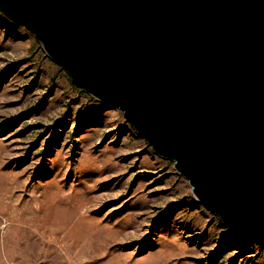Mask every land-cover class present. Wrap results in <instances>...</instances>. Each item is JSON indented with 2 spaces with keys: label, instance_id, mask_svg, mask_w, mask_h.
Here are the masks:
<instances>
[{
  "label": "rangeland",
  "instance_id": "1",
  "mask_svg": "<svg viewBox=\"0 0 264 264\" xmlns=\"http://www.w3.org/2000/svg\"><path fill=\"white\" fill-rule=\"evenodd\" d=\"M0 264H264V245L0 11Z\"/></svg>",
  "mask_w": 264,
  "mask_h": 264
},
{
  "label": "water",
  "instance_id": "2",
  "mask_svg": "<svg viewBox=\"0 0 264 264\" xmlns=\"http://www.w3.org/2000/svg\"><path fill=\"white\" fill-rule=\"evenodd\" d=\"M82 91L264 245V0H0Z\"/></svg>",
  "mask_w": 264,
  "mask_h": 264
}]
</instances>
